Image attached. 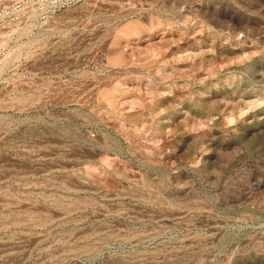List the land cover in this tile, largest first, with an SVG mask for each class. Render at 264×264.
<instances>
[{
    "label": "rangeland",
    "instance_id": "374dc122",
    "mask_svg": "<svg viewBox=\"0 0 264 264\" xmlns=\"http://www.w3.org/2000/svg\"><path fill=\"white\" fill-rule=\"evenodd\" d=\"M0 264H264V0H0Z\"/></svg>",
    "mask_w": 264,
    "mask_h": 264
}]
</instances>
